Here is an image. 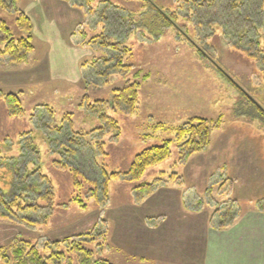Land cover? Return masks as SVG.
Here are the masks:
<instances>
[{"label":"rangeland","instance_id":"obj_1","mask_svg":"<svg viewBox=\"0 0 264 264\" xmlns=\"http://www.w3.org/2000/svg\"><path fill=\"white\" fill-rule=\"evenodd\" d=\"M149 1L17 2L34 50L22 64L0 60V155L18 156L20 135L29 133L39 159L28 171L39 169L53 195L50 210L30 215L40 224L0 219V264H15V241L46 255L86 234L93 259L111 264H264V0ZM1 22L26 36L16 14L0 7ZM98 36L121 54L86 44ZM255 43L261 61L235 50L255 51ZM115 55L130 68H114ZM131 83L139 85L137 106L125 115L113 98ZM11 93L20 95L22 117L7 113ZM97 101L117 135H92L103 123L84 103ZM193 118L221 124L207 148L184 159L175 129ZM67 131L91 150L76 155L86 177L78 188L57 144ZM166 141L169 157L139 182L116 178L106 196L91 197L100 170L127 172L138 154ZM143 183H155L153 193L136 201L132 189Z\"/></svg>","mask_w":264,"mask_h":264},{"label":"trees","instance_id":"obj_2","mask_svg":"<svg viewBox=\"0 0 264 264\" xmlns=\"http://www.w3.org/2000/svg\"><path fill=\"white\" fill-rule=\"evenodd\" d=\"M19 0H0V7L8 12L16 14V26L19 31L25 33V37L15 38L12 31L5 23H0V60L7 59L9 63L22 64L27 61V58L34 50L32 45V24L24 12L18 10L17 2ZM87 1V2H86ZM94 0H85L90 4ZM134 1V0H129ZM140 1V0H139ZM148 2L149 0H142ZM105 9L112 7V3L104 1ZM169 21V20H167ZM170 24V23H169ZM97 44L108 51L119 52L117 44L107 43L102 36L96 37L93 41H89L88 45ZM257 49L245 50L243 45L235 46V50L243 53L249 60H260L262 51L258 50V43L254 44ZM253 47V44H251ZM122 52V51H121ZM126 52V51H123ZM114 68L129 69L130 66H124L120 55H115ZM114 59H109L114 61ZM264 58H262V61ZM105 62V60H104ZM139 85L137 83L127 84L124 87L115 91L113 98V109L121 111L125 115L134 112L137 106V94ZM6 109L9 117H22L24 109L21 104L20 95L7 94L4 96ZM87 109L102 121L103 126L95 129L92 133H100L108 131L110 133L119 132L117 124L108 117L105 113V104L102 101H97L93 105L84 103ZM45 108V107H44ZM69 123V121H68ZM221 119L215 121L193 118L175 129V143L179 144L180 154L184 159L202 152L208 147L210 137L213 130L220 128ZM70 126V123L68 124ZM48 128V127H47ZM49 129V128H48ZM57 134L61 135L63 126L53 128ZM67 130H70L69 128ZM65 135V134H64ZM76 136V135H74ZM65 137V136H64ZM66 141L57 143L64 147V156L66 161H70V166L65 164L64 167L71 170L74 177L75 188L79 187L77 178L81 177L86 180L85 175L81 172L75 159L78 151L82 148L91 151L89 143L86 139L79 135L73 137L70 131H67ZM84 139V140H82ZM86 141V142H85ZM20 154L16 157H2L0 155V219H8L12 221H19L23 223L40 224L37 219H33L30 215H40L43 209L50 210L52 199V187L47 179L43 176L39 169L32 172L28 171V166L36 163L33 156L38 158V149L34 144L33 139L29 133L20 135ZM172 141H166L160 146L148 148L138 154L127 172L124 173H107L105 170H100L101 182H95V190L91 191V197L98 198V193L101 192L103 196L107 195V185L110 180L122 178L128 183H137L144 176L148 168L153 167L165 161L170 155V148ZM101 150V147H98ZM83 152V150L81 151ZM95 152V150H94ZM89 156V154H87ZM92 157V156H91ZM90 158V157H88ZM155 183H143L135 186L132 189L136 201H142L144 198L153 193ZM44 215L43 220L47 219ZM86 235H78L76 240L66 239L64 247L58 248L59 243H54V248H51L48 254H40L35 246L28 242L15 241L13 244L12 257L15 264H111L105 259L94 260L93 254L89 251L85 244L88 242Z\"/></svg>","mask_w":264,"mask_h":264}]
</instances>
